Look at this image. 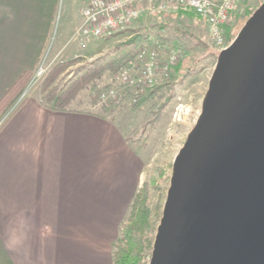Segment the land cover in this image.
Returning a JSON list of instances; mask_svg holds the SVG:
<instances>
[{
  "label": "crops",
  "instance_id": "0c3cea01",
  "mask_svg": "<svg viewBox=\"0 0 264 264\" xmlns=\"http://www.w3.org/2000/svg\"><path fill=\"white\" fill-rule=\"evenodd\" d=\"M59 2L0 0V99L41 63ZM98 106L51 111L32 96L0 125V264H107L143 171Z\"/></svg>",
  "mask_w": 264,
  "mask_h": 264
},
{
  "label": "water",
  "instance_id": "95a60500",
  "mask_svg": "<svg viewBox=\"0 0 264 264\" xmlns=\"http://www.w3.org/2000/svg\"><path fill=\"white\" fill-rule=\"evenodd\" d=\"M148 264H264V1L219 52Z\"/></svg>",
  "mask_w": 264,
  "mask_h": 264
},
{
  "label": "rangeland",
  "instance_id": "374dc122",
  "mask_svg": "<svg viewBox=\"0 0 264 264\" xmlns=\"http://www.w3.org/2000/svg\"><path fill=\"white\" fill-rule=\"evenodd\" d=\"M263 1H238L235 19L225 35L226 46L232 42L247 19ZM80 11L79 0H60L51 37L41 61L47 70L34 83L30 84L32 78L29 80L14 106L27 97L36 96L42 80L56 66L62 68V71L57 75L55 83L65 86L66 83L78 78L88 69L102 66L109 61L122 60L127 55H134L144 46H152L158 42L176 50L178 53L177 63L171 69L169 78L161 82V86L159 85V93L162 96L156 106L150 109L141 107L139 110L130 111L128 104L131 98L128 96L126 99H121L124 94H128V91L121 86L118 89L117 99L119 108L114 113L115 121L120 126L128 147L140 161L143 171L141 185L146 182L148 186V205L152 211L154 227L153 243L169 187L173 160L200 114L201 101L207 91L219 51L209 41L203 21L190 14L152 16L109 37L89 40L87 48L82 51L72 41L73 33L81 23ZM63 28L66 29L62 32L63 35H66V37L63 36L64 39L60 35ZM229 35L232 36L227 40ZM165 58L166 54L161 53L159 61L163 62ZM35 72L36 70L32 75ZM110 84L111 77L104 72L99 80L92 82L86 90L79 94V102L73 104L72 108L77 110L86 109L87 106L95 103L99 105L91 98V88L95 85L108 87ZM12 109L0 119V122L9 116ZM175 112H177V116H175ZM131 203L121 217L111 241H108L106 245L107 264H112L114 250L112 246L120 238L121 230L127 223ZM109 208L108 217H111V211L117 207ZM101 213L104 219V214ZM112 222L107 224L112 225ZM150 252L142 259L141 264H148ZM95 256L97 254H93V252L88 254L90 258H95Z\"/></svg>",
  "mask_w": 264,
  "mask_h": 264
},
{
  "label": "built area",
  "instance_id": "2783aa9c",
  "mask_svg": "<svg viewBox=\"0 0 264 264\" xmlns=\"http://www.w3.org/2000/svg\"><path fill=\"white\" fill-rule=\"evenodd\" d=\"M239 0H79L81 23L74 31L72 41L84 49L90 39H103L128 29L141 20L163 14L183 12L200 18L208 33L209 41L219 52L226 49L225 35L235 19ZM166 58L160 62V54ZM177 51L161 43L144 46L120 66L111 77L108 87L95 85L90 90L91 98L99 105L117 101L119 88L124 87L134 98L166 81L177 63ZM41 62L30 84L45 72ZM23 97V95H22ZM21 97V98H22ZM177 116V112H175ZM5 121V120H4ZM0 122V125L4 123Z\"/></svg>",
  "mask_w": 264,
  "mask_h": 264
},
{
  "label": "trees",
  "instance_id": "16d2710c",
  "mask_svg": "<svg viewBox=\"0 0 264 264\" xmlns=\"http://www.w3.org/2000/svg\"><path fill=\"white\" fill-rule=\"evenodd\" d=\"M176 14L186 13L178 12ZM231 36L229 35L227 40L230 39ZM133 56L132 54L127 55L122 60L109 61L102 66L88 69L78 78L66 83L65 86H59L55 83L57 75L62 71V68L56 66L50 74L42 80L39 91L35 97L40 105L51 111H73L72 105L76 103L82 91L86 90L92 82L99 80L104 72L112 77L117 69ZM31 77V73H23L1 97L0 119L14 107L7 117L9 118L25 101L26 98L17 106H14L25 90ZM159 91L160 87L156 86L144 95L138 96L133 100L131 99L128 104L129 110L136 111L141 109V107L153 108L160 101L162 96ZM128 96V94H124L121 99H126ZM118 108L119 101L106 102L98 106V110L95 111L94 115L102 118H114V113ZM158 112L159 110L157 113ZM157 113H155L156 116ZM148 191L146 182H143L132 200L127 223L121 230L120 238L112 246L114 249L112 252V264H141L142 259L149 255L154 227L151 216L152 211L148 205Z\"/></svg>",
  "mask_w": 264,
  "mask_h": 264
}]
</instances>
